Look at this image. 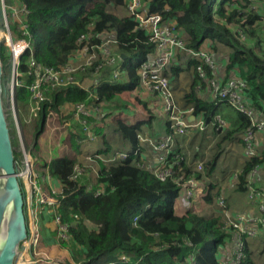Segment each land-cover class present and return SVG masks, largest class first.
<instances>
[{
  "label": "trees",
  "instance_id": "1",
  "mask_svg": "<svg viewBox=\"0 0 264 264\" xmlns=\"http://www.w3.org/2000/svg\"><path fill=\"white\" fill-rule=\"evenodd\" d=\"M13 1L28 11L23 16L26 34L22 35L20 30L17 31L18 23L11 18L7 8L10 30L15 36L31 42V49L24 51L19 60V80L22 85L15 88L16 107L28 104L31 94L28 86L35 81L34 74L30 73V59L46 68H61L69 63L73 53L79 48L78 39L83 35L88 38L89 45H101L104 37L110 36L119 56L117 60L127 77L125 83L118 80L100 82L89 89L75 84L50 89L31 123L30 132L34 139L42 131L48 109L58 113L61 120H66L70 129L74 121L82 123V119L86 122L94 120V116L103 110L106 102H113L118 95L139 86V66L149 53L154 52L155 45L149 41L147 31L141 29L127 12L123 16L113 13L118 7L127 10L126 0H5L6 6ZM141 2L149 13L160 15L166 24H171L179 31L185 39L187 49L198 51L207 47L212 54L220 53V46L228 47L230 51L222 58L223 76L219 77L218 82L224 85L231 78L242 80L245 83L241 91L242 102L253 110L255 118L264 120V53L262 49L261 53L254 50L264 41V0ZM256 3L262 4L260 10L254 8ZM258 11L262 14H258ZM229 25L235 26L234 34ZM240 37L243 42L239 40ZM249 42H252L253 47L246 44ZM3 49L7 48L0 46V58L7 59ZM120 54H125L127 58L121 60ZM130 55L137 57L135 65L126 64ZM97 56L98 59L102 57L98 53ZM185 65L192 72L189 90L184 94L186 107L192 108L195 116L201 114L206 125L212 124L213 129L224 132L222 142L236 140L244 150L241 136L253 128L249 117L227 102L214 98L204 100L197 94L207 85L210 87L209 81L215 79L214 66L211 68L203 61L194 60ZM198 65L204 71L203 76L196 69ZM111 69L113 68L109 65L97 71L90 67L84 73H75V79L79 81L89 72L95 77L108 75ZM148 93L158 97L156 93ZM78 103L98 110L89 109L88 113L75 118L74 108ZM220 104L228 106L235 117H238L236 121H230L229 128L228 117L219 110ZM216 116L224 120L225 129H216ZM115 124L125 139L133 144L136 142L137 126H131L121 119H115ZM77 127L75 130L70 129L73 144L85 135L89 136L87 127ZM168 131L167 124L166 133ZM258 133L261 132H255L254 140ZM14 154L16 159L19 154ZM217 156L215 154L207 164H203V171L215 166ZM45 165L60 188L57 193H53L57 199L55 205L36 203V221L40 235L38 243L43 246L56 245L65 250L68 256L66 264H230L235 241H240L243 245L240 264H253L245 240L254 237L233 227L229 221L233 217H211L190 211L180 216L175 215L173 202L181 186L188 180L200 178V172L186 165L183 156L175 152L164 162L163 166L170 169V175L162 181L153 170L148 171L127 158L111 166H101L90 187L80 182L82 169L72 159L55 157L49 165L39 164L38 168L43 170ZM263 166L264 149H256L254 155L246 157L241 170L237 172L238 189L246 192L247 196L250 187L260 186L258 180L253 182L249 178V173ZM205 200H208V196ZM215 201L222 214L228 212L224 196H218ZM24 212L28 222L26 204ZM257 215L261 213L258 212ZM90 225L95 228L91 229ZM246 226L250 228L251 223ZM254 227L257 232L255 237L264 230V225L261 224ZM231 247L232 251L229 249L225 255L219 256V251Z\"/></svg>",
  "mask_w": 264,
  "mask_h": 264
},
{
  "label": "built area",
  "instance_id": "2",
  "mask_svg": "<svg viewBox=\"0 0 264 264\" xmlns=\"http://www.w3.org/2000/svg\"><path fill=\"white\" fill-rule=\"evenodd\" d=\"M127 1V11L128 15L132 16L138 23L139 27L146 30L149 36V41L154 43V52L147 55V59L142 61L138 72V84L139 87L145 91L156 93L158 97L163 102V110L167 117V124L169 131L161 138L158 142H154L152 145V150L158 153V166L153 169L154 174L161 181L164 180L168 175H170V169L164 167V162L167 157L174 152L175 146V136L184 135L189 130L197 128L199 130H204L206 125L199 114L195 116L193 114L192 108L181 109L176 104L173 96V91L170 85L168 69L172 65V62L176 59L177 54H182L185 62L188 61H203L211 68L213 65L211 63L209 51L207 47L201 48L198 51L187 49L185 47V39L179 33V31L174 28L171 24H166L160 15L149 13L146 8L143 7L141 0H126ZM12 7L10 10L11 16L16 14L21 15L20 26L18 29L21 30L22 35L26 34V24L24 23L23 16H25L28 11L24 6ZM110 36H105L103 43L101 45H89L87 42V37L81 36L78 39L79 48L73 53L69 63L58 69L46 68L33 59H30L29 67L31 68L30 73L34 74L35 81L28 86L32 94L33 101H36L37 110L34 112L36 116L38 110L40 109V103L44 100V96L40 92L41 83H48L51 88L64 87L71 84L80 85L79 81L75 79V73L84 72L90 67H94L95 71L101 70L105 65L111 66L112 69V81L122 79L123 71L120 62L117 60L118 54H116L114 42L112 40V46L106 40L110 39ZM30 41L27 39H20L17 41L10 40L9 47L13 56V67L17 69L21 54L31 49ZM112 47V49H111ZM98 54L102 57L98 59ZM121 59V58H120ZM200 76L204 75V71L198 65L196 67ZM96 73V72H94ZM15 75V77H13ZM19 74L15 71L12 73L10 100L13 97V89L15 86L22 85L19 80ZM110 81V82H112ZM102 81L100 76L95 77L94 82L89 87H95ZM210 89L213 94V98L217 101H224L234 106L239 112L245 114L249 117L252 127L248 129L242 136V141L244 144V154L246 157L252 156L256 152L253 136L255 132L264 131V120L258 121L254 117V112L251 108L247 107L245 103L242 102L243 95L241 94L242 89L245 87V83L236 78H231L227 81V84L220 85L216 79L209 81ZM89 87L87 89H89ZM30 94V95H31ZM89 109L98 110L96 107H87L84 103H78L74 108V117L79 118L80 114L88 113ZM51 110V109H49ZM69 110V109H68ZM50 112V111H49ZM51 113V112H50ZM195 116V119L190 120V116ZM216 129H225L226 123L220 116H216ZM68 125V122H65ZM88 134L91 136L90 132ZM21 143L22 156L19 160H15V173L18 178L22 191L24 194V201L30 205V200L32 194H36L38 204L55 205L56 200L50 196L45 191H40L38 189L41 186V181L47 180L46 175H49L48 166H46V172L41 174L35 169L36 159L30 154V148L26 151V148ZM126 155L123 157L125 158ZM261 168H255L249 173V178L254 180H260ZM194 179L188 180L181 186V189L185 191L187 199L193 197V191L187 187L195 185ZM249 199L256 202L257 208L261 215H254L251 217H245L244 215H236L235 219L231 222L233 227L237 228L241 233H246L248 236L255 237L257 234L255 230L256 224L264 225V188H249ZM200 193L199 190H196ZM196 193V194H197ZM193 199V198H192ZM30 214H33L32 227L29 225L28 217V235L27 239L21 245V252L19 251L13 264H31L34 261L32 258L31 262L26 259V255H31V249H33L36 243L39 242V231L36 221V209H29ZM58 222V218L56 219ZM251 223L250 228H247L246 224ZM62 229V228H61ZM235 250L231 256V264H240L243 256V245L240 241H235ZM22 253V254H21ZM27 253V254H26ZM21 255V257H19ZM17 258H20L17 263ZM192 259V258H191Z\"/></svg>",
  "mask_w": 264,
  "mask_h": 264
},
{
  "label": "crops",
  "instance_id": "3",
  "mask_svg": "<svg viewBox=\"0 0 264 264\" xmlns=\"http://www.w3.org/2000/svg\"><path fill=\"white\" fill-rule=\"evenodd\" d=\"M223 55L224 54L221 52L212 53L214 72L216 75L215 79L217 81L220 79L219 77L223 76ZM185 63L182 54H177L176 59L172 62L173 66L168 69L170 85L172 91L174 90L175 92V99L181 108L187 107L185 103L182 104L178 101L180 100V94H182V92H188L192 79L191 68H188ZM84 75V78L79 79L80 85L77 86L86 89L93 84L95 76L90 72ZM99 76L103 78L102 81H112V69L108 75L102 74ZM118 81L125 83L127 82V77L125 80L122 78ZM186 87H188V89H186ZM141 91L135 89L131 92H123L113 99V102H106L103 110L94 116V120L89 122L83 121L82 123L79 122L80 124L78 121H74L72 123L73 125H70L71 130H75L76 126L83 129L84 127H87L92 137H89L90 135L87 133L89 135L88 137L85 135L83 139L75 141L73 144L71 142V130L68 129L69 126L66 129V133H64L61 138L59 136L57 143L62 145L65 141L66 144L64 145L67 146L66 149L62 150L61 154L56 153L59 157L72 159L75 161L76 165L81 167L82 170L79 180L83 185L85 184L90 187V184H92L95 179L96 171L101 166L107 167L116 164L123 160L125 155H127V159L131 160V163L140 164L148 171H151L158 166V153L152 150L151 144L165 135L167 117L162 107H160L159 110L153 109L157 105V101L154 97L155 95L148 93L143 89ZM128 93H131V95H128ZM197 94L204 100H213V94L208 85L205 89L198 91ZM127 96L132 97L135 103H140L143 107V110L138 112L135 117L136 119L134 120H129L130 117L126 112L127 108L133 106L132 103L129 102ZM133 108L137 107L134 106ZM219 110L220 112L223 111L222 114H226V117H228V128L231 125L230 121H236L235 119L238 118L235 117L230 108L225 104H220ZM115 119H121V121H124L131 126H137V129L135 130L136 142L134 144L123 137L121 131H119L115 124ZM256 119L262 120V118ZM62 120L66 122V120ZM260 132L261 133L257 134L253 144L256 149L262 151L264 149V131ZM224 135V132L217 131L213 129L212 124H208L204 130L193 128L184 135L175 136L174 152L183 156L186 165L200 172V178L196 179L195 185L187 187V189L190 188L194 192L193 199H187L186 193L182 189L174 199L173 211L175 215L180 216L185 212L190 211L205 216L214 217V215H217L229 219L238 214H258L259 210L256 206V202L250 201L246 192H242L238 189L236 175L237 172L241 170V167L246 160L243 146L236 140H233L236 142L235 144L229 140L222 142ZM229 144L234 145L233 147L235 148V151H229ZM223 147L225 148V153ZM221 149L223 151H221ZM19 153L21 157V145ZM215 154H218L215 166L212 169H205L203 171V164H207ZM85 157H90V161L84 163L83 160H85ZM230 158H234L235 160L238 159V161L242 163L238 170L236 169L235 171H232L224 165L225 160ZM261 168L260 176L262 177V180H258V183L260 185L259 188H264V166ZM51 182L54 187L57 189L60 188L56 180L52 179ZM196 190H199L201 195L200 193H197ZM220 195L225 197L228 207V212L226 211V213L223 214L220 212L219 206L215 201ZM206 196H208V200H205ZM33 207L37 209L36 203ZM261 233L263 234L260 238L264 239V230H262ZM261 239L257 240L252 245L251 249L257 247V244L262 242ZM50 246L51 254L62 255V259L57 258V261H52V263H50V261L41 260L38 255L32 256L31 254V256L27 257L34 259V262L31 264H66V259H68L66 251L52 244H46L44 248ZM229 249L232 251V247L221 250L219 256H222L223 254L225 255ZM262 250H248V252L251 257L252 253L256 256L261 255V252H263ZM260 257L261 256L255 258V260L251 258L253 264H264V259ZM48 258L53 260L50 257Z\"/></svg>",
  "mask_w": 264,
  "mask_h": 264
},
{
  "label": "rangeland",
  "instance_id": "4",
  "mask_svg": "<svg viewBox=\"0 0 264 264\" xmlns=\"http://www.w3.org/2000/svg\"><path fill=\"white\" fill-rule=\"evenodd\" d=\"M254 5L256 6L254 8H257L258 10H260L262 4L256 3ZM11 6L16 7L18 5L15 1H13L11 5L6 6L5 0H0V46L2 48H4V47L7 48V49H3L4 55H5V57H7V59L6 58L5 59L0 58L1 63H2V67H3V84L5 86L4 103H5L6 112L8 114L7 115V121H8V126L10 128L12 144H13V148H14L15 153H19L21 143L24 146L23 148H26V151H28L30 148V154L32 155V157L34 159H36L35 169L38 173L41 172L43 174L46 172V165H45L43 170H42V168L39 169L38 165L39 164H48L49 165L50 161L53 158L59 157V155L57 153L61 154L62 150L66 149L67 145H64V144H66V142L64 141L63 144L60 145L59 143H57V140L59 139V136L61 138L64 135V133H66V129L69 126V123L67 125L64 121L62 122V120L60 119V115L58 113H55L54 111L48 109L47 113H46V117L44 119V126L42 127V131H40L38 133L39 135L37 134L38 136L34 139L33 138L34 135L30 131H31V123H32L33 119L36 117L34 115V112H36V110H37V105H36V101H33V99H32V94L29 96L28 104L26 106L16 107L14 92H15V88L17 86H15V88L13 89V97L10 100L9 88H11L10 84L12 81V73H13V71H15L16 74H19V70H18L19 64H18L17 69L15 67H13V56H12V52H11L10 47H9V42H10V40L17 41V40L23 39L21 36H15V34H13V32L10 30V27L8 24V19H9L8 16L9 15L6 12V9L7 8L9 9V14H10V12H11L10 9L12 8ZM126 12L128 13L126 8L122 9L121 7H118L117 11L113 10L114 14H117V15L119 14L120 16H123ZM258 14H262V12L258 11ZM10 16H11V14H10ZM11 18L13 20H15V22L18 23L17 24L18 25L17 29H18V27L22 23V21L20 23L21 15L16 14L14 16H11ZM229 27H230V30L232 31V33L234 34L233 30H235V26L229 25ZM11 29H12V27H11ZM19 30L20 29H18L17 31H19ZM239 40L241 42H243L241 37ZM106 41L109 44H111V46H112L113 43H112L111 38L106 40ZM261 43L262 44L260 47L254 48L256 53H261V51H260L261 49H262V52L264 53V41ZM246 44L251 45L253 47L252 42H249ZM111 49H112V47H111ZM218 50L221 53H223L224 55L230 51L229 48L225 47V46H220ZM209 55H211L210 60H211L212 65L214 66L212 54L209 53ZM136 61H137V57L134 55H130L129 59L126 61V64L127 65H135ZM222 67H224V65H222ZM13 77H15V75H13ZM122 78H123V80L126 79L125 73H123ZM50 88H51V86L48 83H46V82L41 83L40 92L42 93V96H44V100L46 99V92H48L50 90ZM186 89H188V87H186ZM136 90L141 91L142 89H140V87L138 86L136 88ZM184 93L185 92H182V94H180V100L177 99L182 104L184 103ZM128 95H131V93H128ZM173 95H174V100H175L176 104L179 105L175 99L176 95H175L174 90H173ZM127 97L129 99V102L132 103L133 106L127 108L126 112H127V115L130 117L129 120H132V119L134 120V119H136L135 117L137 116L138 112L143 110V107L140 103H135L134 99L132 97H129V96H127ZM154 97L157 101V105L153 109L159 110L160 107L163 108L162 100L157 96H154ZM40 106H41V103H40ZM134 106H136L137 108H133ZM81 121L83 122L84 120L82 119ZM69 122H70V120H69ZM200 133H202V132H200ZM66 136H65V138H66ZM143 140H144V138H143ZM158 141H159V139L156 142H158ZM232 142L234 144L236 143L235 141H232ZM153 143L154 142H152V144ZM34 144H35L36 148H34ZM233 146L234 145L229 144V151H232V152L235 151V148ZM151 148H152V145H151ZM223 150L225 153L224 147H223ZM223 150L221 149V151H223ZM19 159H20V153H19V156L15 160H19ZM89 161H90V157H85V160H83L84 163L89 162ZM224 165L228 169L235 171L236 169L237 170L239 169V167L242 165V163H240L238 161V159L235 160L234 158H230V159L225 160ZM40 170H42V171H40ZM47 172L49 173V175L45 176V178H47V180L42 179L41 184H40L41 186H39L38 189L40 191L47 192L50 196H52L57 201V199L54 197L53 193H57L59 191V189H57L56 187L53 186V184L51 182V180L53 178H52L50 172L49 171H47ZM35 203H37V197H36V194L34 193V194H32V198L30 200L31 206H29L27 203V215L29 217V221H30L29 225H31V227H32L33 214H30L29 209L34 210L35 207H33V206L35 205ZM235 216H233V218L230 219L229 221L232 222L235 219ZM90 227H91V229L95 228L94 225H90ZM262 234L263 233L260 232L254 238H251V239L246 238L245 244L247 245V250L257 251V250L264 249V239L260 238ZM258 238L261 239L263 243L262 242L258 243L257 247L252 248L253 249L252 250L251 247L257 240H259ZM33 247L34 248L31 249L32 256L38 255L41 258V260L50 261V263H52V261L53 262L57 261V258L62 259V257H63L62 255L51 254V251H50L51 246L44 248L43 245H41V244L39 245V243H36V245ZM21 249H24V247ZM20 252H21V250H20ZM29 256H31V255L27 254L26 259L30 263L31 258L30 259L27 258ZM259 256H261L260 258L264 259V250H263V253L261 255H258V256L254 255L252 253L251 258L255 260V258H257ZM19 257H21V255ZM48 257L52 258L53 260L49 259ZM19 259L20 258H17V263L21 260V259L20 260ZM32 260L34 261L33 258H32ZM59 261H62V260H59ZM258 261H260V260H258Z\"/></svg>",
  "mask_w": 264,
  "mask_h": 264
},
{
  "label": "water",
  "instance_id": "5",
  "mask_svg": "<svg viewBox=\"0 0 264 264\" xmlns=\"http://www.w3.org/2000/svg\"><path fill=\"white\" fill-rule=\"evenodd\" d=\"M122 60L125 54H120ZM5 86L0 59V264H13L27 239L24 194L15 173V152L4 103ZM11 92V91H10ZM195 116H190L194 120Z\"/></svg>",
  "mask_w": 264,
  "mask_h": 264
},
{
  "label": "clouds",
  "instance_id": "6",
  "mask_svg": "<svg viewBox=\"0 0 264 264\" xmlns=\"http://www.w3.org/2000/svg\"><path fill=\"white\" fill-rule=\"evenodd\" d=\"M120 58H121V57H120ZM121 60H122V59H121ZM192 121H193V120H192ZM205 125H206V124H205ZM206 126H207V125H206ZM126 157H127V155H126ZM126 157H125V158H126ZM125 158H124V159H125ZM219 252H220V251H219Z\"/></svg>",
  "mask_w": 264,
  "mask_h": 264
}]
</instances>
